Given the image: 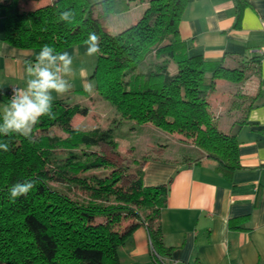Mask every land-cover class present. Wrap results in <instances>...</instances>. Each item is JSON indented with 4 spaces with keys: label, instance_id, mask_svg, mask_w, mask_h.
<instances>
[{
    "label": "trees",
    "instance_id": "1",
    "mask_svg": "<svg viewBox=\"0 0 264 264\" xmlns=\"http://www.w3.org/2000/svg\"><path fill=\"white\" fill-rule=\"evenodd\" d=\"M20 1L0 0L6 43L64 51L96 34L100 51L89 78L98 98L120 118L190 139L217 163L223 178L241 167L236 135L219 128L209 99L218 80L238 86L227 112H239L231 126L245 123L257 94L247 97L240 89L255 66L248 68L245 61L227 67L189 55L178 31L189 0H149L137 22L114 35L102 23L129 10L130 0H51L28 11L20 10ZM62 11L74 13L70 23L59 20ZM53 112L54 120L42 117L35 127V142L0 134L11 149L0 151V264H121L118 250L140 226L147 230L156 264H172L160 229L167 187L143 186V160L135 177L122 184V171L96 151L107 145L118 154L112 130L72 127L88 107L60 99ZM53 128L63 136L51 135ZM25 179L35 180L36 187L12 202L8 188Z\"/></svg>",
    "mask_w": 264,
    "mask_h": 264
},
{
    "label": "crops",
    "instance_id": "2",
    "mask_svg": "<svg viewBox=\"0 0 264 264\" xmlns=\"http://www.w3.org/2000/svg\"><path fill=\"white\" fill-rule=\"evenodd\" d=\"M26 1L37 8L51 0ZM148 1L130 0L129 10L108 15L102 23L105 31L114 35L137 22ZM178 31L189 55L223 61L227 67L245 61L254 65L253 94H257V99L240 126L219 120V128L235 133L238 143L241 167L232 171L229 179L217 173L213 159L161 158L165 150L140 165L143 186L167 187L166 204L160 214L162 242L170 250L166 261L264 264V0H189ZM3 33L0 8V114L9 101L7 90L26 86V68L35 63L40 51L13 47L3 40ZM86 48V44H81L64 50L73 57V73L65 77L72 88L62 96L53 93L54 100L74 96L73 104L89 102L88 114L77 115L82 119L98 112L104 102L97 97L95 88L88 92L82 87L85 81L92 83L89 76L94 68ZM219 81L222 80L217 81V86L226 83ZM118 255L121 264H156L143 226L133 231Z\"/></svg>",
    "mask_w": 264,
    "mask_h": 264
},
{
    "label": "rangeland",
    "instance_id": "3",
    "mask_svg": "<svg viewBox=\"0 0 264 264\" xmlns=\"http://www.w3.org/2000/svg\"><path fill=\"white\" fill-rule=\"evenodd\" d=\"M18 5L20 10L23 11L35 9L30 4V1L26 0H21ZM95 56L88 55V61L94 62V65ZM247 67L251 68L252 64ZM253 75L252 72L248 74L240 89L241 93H244L247 97L254 95L256 77ZM219 83H223V81H219ZM237 87L236 85L223 83L217 86L215 92L212 94L213 97L210 100L211 109L215 115H219L220 122H231L235 120L236 114H239V112H235L236 114L227 112L230 107V100L234 96V91L237 90ZM226 97L227 100L225 101ZM61 98L69 104L76 102L74 96ZM88 105H90L89 102L82 104V106L87 107ZM98 110V112L89 114L85 119L76 115L72 120V127L85 131L93 128H110L112 130L113 140L116 143L115 152H118V154L113 153L112 149L107 145H102L96 151L109 158L122 171L123 185H128L131 179L135 177L134 171L137 169L136 167L139 168L142 160L159 157L164 150L166 152L161 158L165 159L179 157L184 159L189 157L198 160L205 157V154L197 149L190 139H186L178 133L165 134L151 125H136L130 120L120 118L115 109L105 101L102 102V106ZM50 134L63 136L62 132L57 128L51 129ZM81 197L85 198V195L83 194ZM99 221L101 219H97L95 222Z\"/></svg>",
    "mask_w": 264,
    "mask_h": 264
},
{
    "label": "clouds",
    "instance_id": "4",
    "mask_svg": "<svg viewBox=\"0 0 264 264\" xmlns=\"http://www.w3.org/2000/svg\"><path fill=\"white\" fill-rule=\"evenodd\" d=\"M74 18L72 11H62L59 20L71 22ZM98 37L94 33L88 35L84 42L86 54L96 55L100 49ZM73 57L67 51H57L53 46L42 45L36 55L35 63L26 68L29 77L26 86L13 89V95L0 114V134L4 136L20 135L35 142L34 129L42 117L54 120L53 93L62 96L69 92L72 84L66 76L73 73ZM85 91L91 92L94 85L83 82ZM9 141H0V151H10ZM36 187V181L25 179L17 181L8 188L9 198L15 202L21 196H27Z\"/></svg>",
    "mask_w": 264,
    "mask_h": 264
},
{
    "label": "built area",
    "instance_id": "5",
    "mask_svg": "<svg viewBox=\"0 0 264 264\" xmlns=\"http://www.w3.org/2000/svg\"><path fill=\"white\" fill-rule=\"evenodd\" d=\"M17 87H11L10 89L7 90L6 94L10 100L11 96L13 95V89H15Z\"/></svg>",
    "mask_w": 264,
    "mask_h": 264
}]
</instances>
